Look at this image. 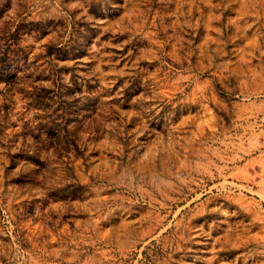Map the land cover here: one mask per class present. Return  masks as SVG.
Listing matches in <instances>:
<instances>
[{"label":"rangeland","instance_id":"rangeland-1","mask_svg":"<svg viewBox=\"0 0 264 264\" xmlns=\"http://www.w3.org/2000/svg\"><path fill=\"white\" fill-rule=\"evenodd\" d=\"M0 264H264V0H0Z\"/></svg>","mask_w":264,"mask_h":264}]
</instances>
